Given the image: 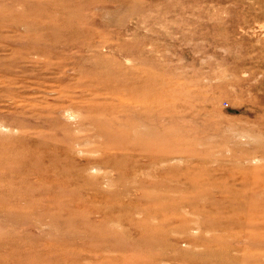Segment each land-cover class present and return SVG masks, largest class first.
<instances>
[{"label": "rangeland", "instance_id": "374dc122", "mask_svg": "<svg viewBox=\"0 0 264 264\" xmlns=\"http://www.w3.org/2000/svg\"><path fill=\"white\" fill-rule=\"evenodd\" d=\"M0 264H264V0H0Z\"/></svg>", "mask_w": 264, "mask_h": 264}]
</instances>
